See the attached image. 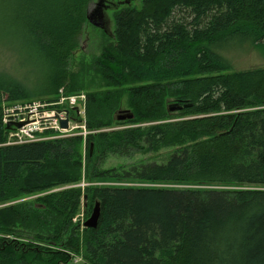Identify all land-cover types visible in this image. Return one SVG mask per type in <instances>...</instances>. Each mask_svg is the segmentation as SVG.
I'll return each mask as SVG.
<instances>
[{
    "label": "trees",
    "instance_id": "16d2710c",
    "mask_svg": "<svg viewBox=\"0 0 264 264\" xmlns=\"http://www.w3.org/2000/svg\"><path fill=\"white\" fill-rule=\"evenodd\" d=\"M93 2L0 0V39L15 42L38 74L32 88L0 74V204L63 189L41 197L39 208L0 210V234L29 241L0 242V264H264V191L83 194L74 187L81 180V137L3 145L2 103L71 91L69 59ZM114 20L94 62L106 91L87 95L86 128L111 126L125 94L133 119L123 123L167 119V100L181 109L178 121L88 136L91 176L264 186V68L234 71L226 55L244 46L264 52V0H140L138 8L122 5ZM174 146L180 147L160 163L100 169L108 156ZM82 198L91 207L99 203L101 215L95 229L80 233L72 220Z\"/></svg>",
    "mask_w": 264,
    "mask_h": 264
},
{
    "label": "rangeland",
    "instance_id": "374dc122",
    "mask_svg": "<svg viewBox=\"0 0 264 264\" xmlns=\"http://www.w3.org/2000/svg\"><path fill=\"white\" fill-rule=\"evenodd\" d=\"M124 0H94L93 4L89 7V12H92L95 9L97 3L104 5L102 9L103 18H104V29H99L88 23L87 27L84 29L82 36L80 37V43L78 49L74 51L69 59V72L71 75V91L64 93L63 96H56L54 99L43 98V99H31L28 101H18L14 103H2L1 107H10L12 105H26V104H46L44 109L50 108L48 103L50 101L59 102L62 98L67 97H84V99H79L81 101L80 106L82 107V102H84V119L85 118V109L86 101L88 94H100L106 91L100 76L96 73L94 68L95 60L100 56L102 47L107 41V38H110L114 31V14L117 10L120 9L121 2ZM131 8L140 7V0L133 1ZM17 45L12 41H3L0 39V74H4L21 82L27 88L35 87L38 83V74L34 72V69L26 63L20 52L18 51ZM227 57L231 60L234 71H248L259 68H264V52L260 49L251 48L244 46L236 49H229L226 51ZM174 104L172 100H167L165 103L166 110L169 105ZM264 108V107H262ZM250 109V108H249ZM251 109H259L257 107H252ZM128 110L127 105V95L125 94L121 100L119 109L113 115V122L111 126L106 128H101L98 130H87L95 131V134L89 136L109 133L112 131H119L128 128H143L144 126L163 124L166 122L178 121L179 119L176 116V112L169 113L167 111V119L151 123H136V124H127L123 123L125 121H118L117 116L123 111ZM5 128V127H4ZM7 132L8 130L5 129ZM51 134L53 137H56L53 140H67L75 138L78 136H70L69 134H59L61 137H57L52 131L39 133L41 138L48 137L43 136ZM8 135L5 136V141L7 140ZM88 137V136H87ZM205 137H200L199 140L204 139ZM47 139V138H46ZM45 141V142H46ZM5 143V142H4ZM180 146L161 148L156 152H144L137 153L131 158H117L115 156L106 157L103 165L100 167L102 170H107L110 168H122L128 165L136 163H148L156 162L160 163L164 161L169 155H171L175 150ZM92 147H90L91 151ZM81 150V180L80 183L74 187L80 189L83 194H86V189H95V188H154V189H174V190H218V191H235V190H259L264 191V186H248V185H236V184H193V183H171V182H147V181H134V180H118L113 178L108 179H94L91 176L92 164H89L86 161V151L87 143L86 139H82V144L80 147ZM91 154V152H90ZM65 189V188H64ZM63 190L62 188L55 189L51 192L46 193H35L28 196H21L17 199L9 200L4 204H0V210L10 206H15L19 204H30L33 208H39L40 198L46 194L54 193L57 191ZM82 194V195H83ZM90 202L84 198L80 200L79 212L75 215L72 223L78 225L80 233H82L83 224L88 220L93 210L94 205L89 204ZM21 235V234H20ZM19 237V238H17ZM9 236L6 234H0V242H8L12 244L15 242L17 244L29 243L28 240L22 239L23 236ZM32 242V241H31ZM73 257H75L73 255ZM76 258V257H75ZM77 262V259L75 260Z\"/></svg>",
    "mask_w": 264,
    "mask_h": 264
},
{
    "label": "built area",
    "instance_id": "2783aa9c",
    "mask_svg": "<svg viewBox=\"0 0 264 264\" xmlns=\"http://www.w3.org/2000/svg\"><path fill=\"white\" fill-rule=\"evenodd\" d=\"M64 92L61 90L57 96L61 97ZM84 97H67L62 98L59 102L50 101L48 106L50 108L44 109L46 104H24V105H12L10 107H3V125L12 123H24L20 128H12L7 131V140L3 144L4 146H19L30 143L44 142L46 140H53L51 134L41 138L39 133L50 132L59 136V134H69L70 136H78L82 139H86L87 136L95 134V131H88L85 125L84 119V102L82 107L81 101ZM68 112V114H65ZM67 121V127L61 128L60 122ZM47 138V139H46Z\"/></svg>",
    "mask_w": 264,
    "mask_h": 264
},
{
    "label": "water",
    "instance_id": "95a60500",
    "mask_svg": "<svg viewBox=\"0 0 264 264\" xmlns=\"http://www.w3.org/2000/svg\"><path fill=\"white\" fill-rule=\"evenodd\" d=\"M133 1H136V0H124L123 2H121V5L129 6L131 5ZM103 8H104V5H102L101 3H97L95 9H93L92 12L88 11V14H87L88 23H90L91 25L99 29H104V18H103V13H102ZM180 109L181 107L178 104L174 103L172 105H169V107L167 108V111L169 113H174V112L179 111ZM65 114H68V112H65ZM132 119H133V115L129 111H123L121 114L117 116L118 121H130ZM23 125L24 123H16V124L9 123L6 125L5 129L10 130L13 127L20 128ZM60 126L61 128L65 129L67 127V121L66 120L61 121ZM100 215H101L100 205L99 203H96L93 207L90 217L83 224V227L85 229H95L98 225Z\"/></svg>",
    "mask_w": 264,
    "mask_h": 264
}]
</instances>
